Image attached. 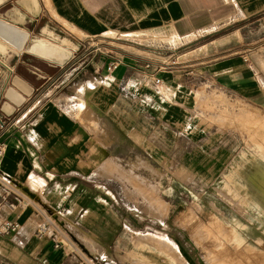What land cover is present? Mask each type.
Here are the masks:
<instances>
[{
	"label": "crops",
	"instance_id": "crops-1",
	"mask_svg": "<svg viewBox=\"0 0 264 264\" xmlns=\"http://www.w3.org/2000/svg\"><path fill=\"white\" fill-rule=\"evenodd\" d=\"M261 2L36 0L30 12L25 10V17L52 37L116 40L143 53L148 49L145 45L115 36L160 34L169 41L192 37L190 44L213 36L222 14L235 9L237 3L247 13ZM19 7L24 19V6ZM20 26L16 28L27 33L22 30L23 22ZM29 48V53L51 62L38 61L35 67L23 58L4 61L0 73V120L4 122L0 140L5 143L1 169L25 195L34 197L58 220L64 219L61 224L92 256L96 255L80 240L84 235L112 249L125 227L135 230L142 223L145 229L167 228L166 207L161 219L149 214L143 221L138 219L139 198L126 197L119 165L127 170L132 167L134 179L161 177L164 188L172 185L174 174L196 179L199 188L205 179L220 175L231 159L227 137H218L212 124L200 117L205 107L200 99L214 91L250 100L260 96L261 87L247 55L179 63L175 54H167L162 61L167 66H160L141 53H102L85 58L80 68L61 72L59 79L74 74L73 84L58 91L60 86L51 89L50 72L62 69L55 62L63 63L68 50L66 56L51 58ZM171 48L167 50H176ZM115 62L117 68L109 70ZM156 78L161 80L159 85ZM132 188L138 193L143 189L137 180ZM36 210L25 198L13 209L0 207V226L6 221L21 225L18 233H0V264H76L66 248L56 249L50 241L38 239L42 219Z\"/></svg>",
	"mask_w": 264,
	"mask_h": 264
},
{
	"label": "rangeland",
	"instance_id": "rangeland-1",
	"mask_svg": "<svg viewBox=\"0 0 264 264\" xmlns=\"http://www.w3.org/2000/svg\"><path fill=\"white\" fill-rule=\"evenodd\" d=\"M22 1L3 0L0 5V19L20 29L23 22L22 30L29 34L21 50L0 36V73L5 66L4 61L13 57L23 58L35 67L38 61L51 62L28 52L37 38L55 45H66L69 57L63 63L55 62L62 65V69L56 68L50 72L51 89L60 86L58 91L73 84L74 74L59 79L65 70L69 72L80 68L85 58L102 53H141L151 61H158L160 66H167L166 62H162L166 61L167 54H175L179 63L210 62L234 55L249 57L250 66L261 87L259 97L250 100L214 91L200 99L205 105L200 117L212 124L213 132L218 137L224 135L228 139L231 159L227 168L217 177L205 179V185H199V188L196 179H182L176 174L170 179L172 185L164 188L161 177L134 179L132 167L127 170L128 167L119 165L126 197L133 199L137 195L139 198L136 199L140 201L136 209L140 216L138 219L143 221L142 217L147 214L161 219L166 207V231H161L158 226L145 229L142 223L135 230L125 227L112 249L91 242L85 235L80 240L93 255L102 257L109 264H264V207L250 202L246 205L243 199L246 192L241 194L234 185L241 175L240 160H245L246 164L253 160L264 163V3L247 13L237 3L235 9L222 14L221 24L215 27L217 32L213 36L190 44L187 42L192 37L184 40L174 37L176 40L170 42L160 34L115 36L145 45L148 49L142 53L141 50L123 47L116 40L80 39L65 35L69 39L66 41L41 33L38 26L35 27L36 22L25 17V10L30 12L36 1L26 0L25 4ZM19 5L24 6V19L20 18ZM170 47L176 50H167ZM134 180L141 183L143 189L140 193L132 188ZM182 180L189 182V185L180 184ZM163 191L166 194H162ZM59 221L62 223L65 220ZM164 238L175 244L179 251L176 252ZM139 251L156 261L140 255Z\"/></svg>",
	"mask_w": 264,
	"mask_h": 264
},
{
	"label": "built area",
	"instance_id": "built-area-1",
	"mask_svg": "<svg viewBox=\"0 0 264 264\" xmlns=\"http://www.w3.org/2000/svg\"><path fill=\"white\" fill-rule=\"evenodd\" d=\"M118 63H112L109 70H114ZM156 85L161 83V80L154 79ZM4 126V122L0 120V128ZM5 152V143L0 140V207L6 205L9 208H15L20 202H24V198L34 204L38 210L36 214L41 216L36 236L40 240L50 241L54 248H66L68 255L75 259L76 264H109L102 257H96L86 252L75 240L70 231L61 224V222L49 211L44 210L42 206L36 203L34 197L25 195L17 186V183L1 169V160ZM10 198L14 199L11 200ZM27 204V203H26ZM62 211V213H64ZM21 230V225L15 221H6L0 226V233L4 235L15 234ZM111 264V263H110Z\"/></svg>",
	"mask_w": 264,
	"mask_h": 264
},
{
	"label": "bare ground",
	"instance_id": "bare-ground-1",
	"mask_svg": "<svg viewBox=\"0 0 264 264\" xmlns=\"http://www.w3.org/2000/svg\"><path fill=\"white\" fill-rule=\"evenodd\" d=\"M2 1L3 0H0V4L2 3ZM24 1L26 0H23V4ZM0 36L10 41V43L19 50L23 49L24 44L28 38L27 33L17 29L16 27L2 20H0ZM65 47L66 45H55L45 40H35L29 50L38 55L51 58H58L61 56L68 55L67 49ZM239 163L242 167V170L241 175L234 183L235 190L239 191L241 194H245L246 192V197L243 196L246 205L247 202H250L254 204H259L261 207H264V163L258 160H253L251 161V163L248 164L245 163V160H240ZM258 214L262 215L260 211H258ZM163 240H165L176 252L179 251L177 246L173 244L170 240L166 238H164ZM139 254H142L141 251H139ZM142 255L146 254L143 252ZM146 256L147 258H149V260L156 261V259H154L153 257L149 255Z\"/></svg>",
	"mask_w": 264,
	"mask_h": 264
}]
</instances>
